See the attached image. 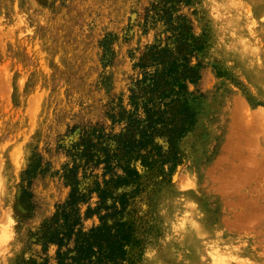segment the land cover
Wrapping results in <instances>:
<instances>
[{
	"label": "rangeland",
	"instance_id": "obj_1",
	"mask_svg": "<svg viewBox=\"0 0 264 264\" xmlns=\"http://www.w3.org/2000/svg\"><path fill=\"white\" fill-rule=\"evenodd\" d=\"M181 30L191 124L172 147L155 136L160 148L130 154L137 174L116 191L134 229L125 264H264V0H0V264H56L41 235L70 193L73 144L91 128L112 148L139 137L131 96L161 67L147 54L176 53ZM93 165L81 184L110 178Z\"/></svg>",
	"mask_w": 264,
	"mask_h": 264
},
{
	"label": "trees",
	"instance_id": "obj_2",
	"mask_svg": "<svg viewBox=\"0 0 264 264\" xmlns=\"http://www.w3.org/2000/svg\"><path fill=\"white\" fill-rule=\"evenodd\" d=\"M178 33L176 53L166 47L150 48L147 60L161 67H157L153 73L144 72L141 94L133 93L131 96L135 109L140 104L143 111V117H137L135 112L128 114L129 126L136 125L139 137L135 138L133 134H114L110 137L115 143L112 148L102 141L109 134L91 128L81 134L80 143L73 144L71 156L74 163L65 173L66 178L70 177V193L56 213L44 222L41 235L44 243L56 245V264L130 263L128 248L134 240V229L116 217L122 210H118V202L127 194L124 190L120 193L116 191L120 186L127 185L137 174L129 164L130 154L147 149L148 155L156 146L160 148L155 138L161 136H165L172 147L174 140L191 124V113L185 100V83L193 80L196 73L189 65L187 56L180 54L191 48L187 32L181 30ZM146 63L144 61L139 65L146 67ZM101 163L104 164L103 175L109 174L110 178L103 179V183L94 179L81 184L77 178L78 169L81 167L86 171L89 166ZM114 167H119L123 174H115ZM32 171H27V175ZM92 192H96L99 198L96 207L88 204ZM82 203L87 204L84 213L81 212ZM99 210L105 213L100 214ZM93 214L99 215V223L85 227L83 221ZM25 264L43 263L29 259Z\"/></svg>",
	"mask_w": 264,
	"mask_h": 264
}]
</instances>
